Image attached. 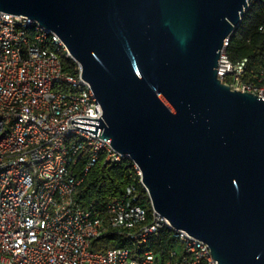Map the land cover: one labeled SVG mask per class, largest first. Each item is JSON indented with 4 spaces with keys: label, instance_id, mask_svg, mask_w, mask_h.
<instances>
[{
    "label": "water",
    "instance_id": "95a60500",
    "mask_svg": "<svg viewBox=\"0 0 264 264\" xmlns=\"http://www.w3.org/2000/svg\"><path fill=\"white\" fill-rule=\"evenodd\" d=\"M251 0H0L55 33L102 108L73 126L129 156L154 210L217 264H264V100L217 77Z\"/></svg>",
    "mask_w": 264,
    "mask_h": 264
},
{
    "label": "built area",
    "instance_id": "2783aa9c",
    "mask_svg": "<svg viewBox=\"0 0 264 264\" xmlns=\"http://www.w3.org/2000/svg\"><path fill=\"white\" fill-rule=\"evenodd\" d=\"M229 44L230 36L218 79L264 100V67L248 75L247 59L230 61ZM61 58L71 59L55 33L0 11V264H217L208 244L173 228L151 202L140 203L139 186L148 193L129 156L72 125L76 117L99 118L102 108L80 67L70 74ZM123 162L137 183L116 199L78 203L94 166ZM108 235L127 246L94 248Z\"/></svg>",
    "mask_w": 264,
    "mask_h": 264
},
{
    "label": "trees",
    "instance_id": "16d2710c",
    "mask_svg": "<svg viewBox=\"0 0 264 264\" xmlns=\"http://www.w3.org/2000/svg\"><path fill=\"white\" fill-rule=\"evenodd\" d=\"M227 55L232 63L247 59L248 75L264 67V0H251L239 26L230 36ZM61 62L66 72L70 74L77 72V65L72 59L61 58ZM133 181L137 183L138 177L126 162L119 166L100 163L91 169L79 188L76 199L84 207L94 200H113L120 196L126 185ZM139 193L140 203L150 207L149 198L141 186H139ZM167 231L164 230L162 234H167ZM148 245L156 251L160 249L159 242H151ZM125 246H127L125 241L113 235L105 236L94 243V248L97 249Z\"/></svg>",
    "mask_w": 264,
    "mask_h": 264
}]
</instances>
